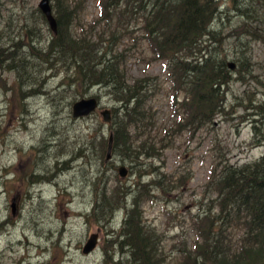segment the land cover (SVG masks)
<instances>
[{
  "label": "rangeland",
  "instance_id": "obj_1",
  "mask_svg": "<svg viewBox=\"0 0 264 264\" xmlns=\"http://www.w3.org/2000/svg\"><path fill=\"white\" fill-rule=\"evenodd\" d=\"M40 1L0 0V264H129L134 250L123 242L130 233L125 224L141 197V220L155 233L159 264H194L198 237L193 219L211 206V175L218 162L213 153L224 154L234 166L264 155V142H255L259 137L254 136L251 119L244 118L246 106L264 100L261 0H212L217 13L208 43L233 77L225 92L228 113L216 115L192 138L189 132L176 135L161 158L140 156L137 161L119 150L105 160L111 134L115 140L116 114L123 118V101L116 102L104 84L83 78L84 71H77L74 63L53 55L50 43L55 35L38 7ZM202 3L207 6L209 0ZM99 15L98 0H88L81 23L69 25L74 36L93 35L96 40ZM132 43L125 37L117 50ZM126 55L124 76L129 84L147 76L158 82L167 79L166 62H149L145 41ZM231 61L237 63L235 70L228 67ZM150 82L152 86L156 81ZM171 92L166 82L151 101L159 127L176 120L171 117ZM93 96L100 108L75 117L74 104ZM183 98L182 92L178 99ZM106 109L111 110L110 123L101 113ZM121 165L128 167L126 177L118 171ZM221 169L219 164L214 175ZM180 175L182 183L175 181ZM154 180H161V186ZM140 181L146 186L136 187ZM94 233L96 249L85 254ZM32 237L47 250L29 252ZM221 240L227 243L225 234ZM12 242L19 246L10 251ZM210 258L205 264H218L214 252Z\"/></svg>",
  "mask_w": 264,
  "mask_h": 264
},
{
  "label": "trees",
  "instance_id": "obj_2",
  "mask_svg": "<svg viewBox=\"0 0 264 264\" xmlns=\"http://www.w3.org/2000/svg\"><path fill=\"white\" fill-rule=\"evenodd\" d=\"M52 1L59 24L58 34L53 33V55L60 62L69 60L74 63L77 71H84L83 78L94 84H104L116 102L123 101L120 103L123 118L119 120V114H116L113 150H119L132 161H137L140 156L161 158L163 149L174 145L176 135L189 132L188 136L192 138L203 127H209L216 115L227 113L225 86L230 76L225 61L217 59L214 48L210 50L211 44L208 43L213 35L210 25L217 13L216 3L212 0L207 6L202 3L206 0H98L100 15L96 25L101 31L94 35L98 41L93 39V35L74 36L69 26L81 23L88 0ZM261 2L264 9V0ZM96 25H92L94 29ZM126 36L133 41L131 48L117 50ZM143 41L150 52L149 62H166L165 81L158 82L148 76L131 84L126 81V52L139 48ZM152 80L156 82L151 86ZM166 82L171 84L173 91L170 93V107L174 112L171 117L175 116L176 120L172 125L159 127L151 104L155 96L152 89L159 90ZM262 89L264 97V83ZM182 92L184 98L179 100L178 95ZM208 93L213 101L215 98V104L209 109L203 103L199 105L201 97H206L204 103L208 105ZM252 108L248 118L255 130L254 136L259 137L255 142L262 143L264 100ZM160 134L163 135L161 138ZM212 157L218 160L211 175L214 191L209 196V200L212 199L209 211H203L202 216L197 215L193 219L198 237L194 250L191 249L195 254L193 263L205 264L211 260L210 253L214 252L218 264H264V155L241 166L228 165L225 155L219 152H214ZM219 164H222V169L214 175ZM182 176L175 181L182 183ZM160 183L161 180L154 182L157 186H161ZM167 186H171L169 182ZM213 193H216L214 197ZM235 193L243 194L242 201L246 206H242L247 212L239 210L232 213L233 207L241 206L234 202ZM142 199L134 202L131 215L126 220L130 231L127 236L136 250L139 264H159L158 247L153 243L155 233L153 229H143L139 209ZM238 229L242 230L245 238L236 242L239 251L232 239ZM223 234L228 236L227 243L221 240ZM198 239L202 241L199 243Z\"/></svg>",
  "mask_w": 264,
  "mask_h": 264
},
{
  "label": "bare ground",
  "instance_id": "obj_3",
  "mask_svg": "<svg viewBox=\"0 0 264 264\" xmlns=\"http://www.w3.org/2000/svg\"><path fill=\"white\" fill-rule=\"evenodd\" d=\"M39 9L41 10V12H42V14H43V16L45 17V19H46V21H47V23H48V25H49V27L51 28V26H50V24H49V22H48V20H47V18H46V16H45V14L43 13V11H42V9H41V7H40V4H39ZM263 10L264 9H262L261 11L263 12ZM55 16V15H54ZM55 18H56V16H55ZM263 18H264V14H263ZM56 20H57V18H56ZM57 22H58V20H57ZM210 28H211V26H210ZM52 30V29H51ZM262 31L264 32V29H262ZM52 32L54 33V34H58V32H59V24H58V32L57 33H55L53 30H52ZM136 35L138 36V34L136 33ZM126 37H129V36H126ZM96 41H98V37H96ZM51 44V47H52V42L50 43ZM105 46L107 47V45L105 44ZM97 47H98V45H97ZM117 48V47H116ZM104 51H105V47H104V49H103ZM229 63H235V65H236V67H237V63L236 62H234V61H231V62H228V67H229ZM236 67L234 68V69H231L230 67H229V69L230 70H235L236 69ZM233 80V77L232 76H230V79H229V82H228V84L225 86L226 88L229 86V84L231 83V81ZM225 87H222V88H225ZM152 92H153V94L154 95H156L158 92H159V90L158 89H152ZM173 92V91H172ZM207 96V98H208V101H209V103H208V105L207 104H205L204 103V100H205V98L206 97H201L202 99H200L202 102H200L199 103V105L200 104H204V105H206V107L209 109V108H211V107H213V105L215 104L214 102H215V98H214V101L210 98V96H209V93L206 95ZM263 96V95H262ZM264 98V97H263ZM253 107V106H252ZM252 107H248V106H246V110H245V113L244 114H246V115H244V118H246V120L247 121H249V118L247 117L248 116V114L250 113V111H252L253 110V108ZM227 113H228V111H227ZM227 113H225L224 115H226ZM250 122V121H249ZM253 130H254V128H253ZM255 131V130H254ZM156 157H158V156H154V158H156ZM112 158H113V155H112ZM106 161H109V159L106 157V159H105ZM118 171H119V168H118ZM122 177V176H121ZM160 179V178H159ZM216 182V181H215ZM143 184H147V183H142L141 181L139 182V183H137L136 184V187H140L141 185H143ZM216 184H214V186H215ZM163 188V187H162ZM119 189L120 188H118V191H117V194L118 193H120L119 192ZM149 189V188H148ZM122 193V192H121ZM235 198H234V202H235V204H241V206H235V207H233V209H232V213H238V211L240 210V211H246L247 212V210H244L245 208H244V206H246L244 203H243V201H242V199H244L243 198V194H240V193H235ZM135 204V203H134ZM134 204H133V208H134ZM242 204L244 205V206H242ZM132 208V209H133ZM131 209V210H132ZM139 209H140V207H139ZM198 215H200V214H198ZM127 225V223L125 224V226ZM143 229H146V230H148V228H146V226H144V228ZM125 230H123V232H124ZM218 231V229H216V232ZM47 232H48V235H49V232H50V229H47ZM242 233V230L240 229V233L238 232L237 233V230H235V236L232 238L235 242H233L234 243V246H235V248H236V250L237 251H239L240 249H239V247H238V245H237V243L236 242H242V241H244L245 240V238H244V236L241 234ZM94 234H96V233H94ZM94 234H92V235H94ZM8 235V234H7ZM7 235L5 236V237H7ZM92 235H91V237H92ZM97 235V234H96ZM224 235V234H223ZM223 235H221V237L223 236ZM90 237V238H91ZM225 237H226V239H228V236H226L225 235ZM89 238V239H90ZM88 242V241H87ZM123 242L125 243V242H127L129 245H131L132 246V241L131 240H129V238H128V236H127V234H126V237H124L123 238ZM97 243H98V241H97ZM87 244V243H86ZM86 244H85V246H86ZM40 244L37 242V240L35 239V237H32V239L28 242V244H27V248H28V250H29V252H32L33 251V249H35V248H37L38 246H39ZM11 247H9V249H10V251L11 250H13L12 249V247H15V248H17L18 246H19V244L18 243H13L12 242V244L10 245ZM85 246H84V248H85ZM132 250H134L133 251V254H132V256L130 257L131 258V260H129L130 262H129V264H139V261L136 259V250H135V248L132 246ZM7 250H9L8 249V247L6 248ZM38 249L41 251V252H44V251H46L47 249L46 248H40V247H38ZM96 249V247L93 249V250H91V251H89V252H86L85 251V249H83V252L85 253V254H90L91 252H93L94 250ZM240 253H241V251H240ZM38 254H40V252H38ZM5 258H9V255L7 254V252H5Z\"/></svg>",
  "mask_w": 264,
  "mask_h": 264
},
{
  "label": "water",
  "instance_id": "obj_4",
  "mask_svg": "<svg viewBox=\"0 0 264 264\" xmlns=\"http://www.w3.org/2000/svg\"><path fill=\"white\" fill-rule=\"evenodd\" d=\"M40 7L45 14L51 29L57 33L58 32V22L54 16V9L51 4V0H41L40 1ZM229 67L231 69H234L236 67L235 63H229ZM99 106V101L96 97H91L88 100L87 99H81L77 101L74 104V115L75 117H80V116H87L93 111H95ZM102 115L104 116V120L106 122H111V110L106 109L103 110ZM113 145H114V136L111 134L110 135V140H109V145H108V155L107 158L110 160L112 159V151H113ZM119 173L122 177H126L128 175V168L126 165H121L119 167ZM98 241V236L96 234L92 235V237L88 240L86 246H85V251L89 252L93 250Z\"/></svg>",
  "mask_w": 264,
  "mask_h": 264
}]
</instances>
